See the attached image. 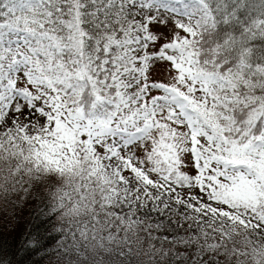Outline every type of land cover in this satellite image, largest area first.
<instances>
[{"label":"snow or ice","instance_id":"1","mask_svg":"<svg viewBox=\"0 0 264 264\" xmlns=\"http://www.w3.org/2000/svg\"><path fill=\"white\" fill-rule=\"evenodd\" d=\"M25 209L33 264H264V0H0V236Z\"/></svg>","mask_w":264,"mask_h":264},{"label":"trees","instance_id":"2","mask_svg":"<svg viewBox=\"0 0 264 264\" xmlns=\"http://www.w3.org/2000/svg\"><path fill=\"white\" fill-rule=\"evenodd\" d=\"M48 227L49 225L45 223V217L40 216L38 211L25 209L20 214L19 226L16 231H4L2 236H0V244H3L5 248L10 249L12 252H18L15 256V264H21V262L23 264H33L34 261L40 259V255H29L21 247V243L29 238V234H31L33 239L45 234V230ZM9 258L11 259V256Z\"/></svg>","mask_w":264,"mask_h":264}]
</instances>
